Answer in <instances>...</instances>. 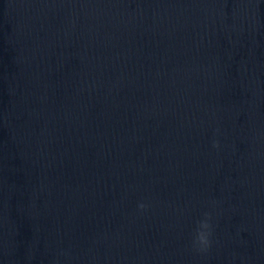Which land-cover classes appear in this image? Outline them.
I'll return each instance as SVG.
<instances>
[{"label": "water", "instance_id": "water-1", "mask_svg": "<svg viewBox=\"0 0 264 264\" xmlns=\"http://www.w3.org/2000/svg\"><path fill=\"white\" fill-rule=\"evenodd\" d=\"M8 102L4 39L0 11V264L5 261L8 212Z\"/></svg>", "mask_w": 264, "mask_h": 264}, {"label": "clouds", "instance_id": "clouds-1", "mask_svg": "<svg viewBox=\"0 0 264 264\" xmlns=\"http://www.w3.org/2000/svg\"><path fill=\"white\" fill-rule=\"evenodd\" d=\"M213 147H219L218 143L214 142ZM138 207L143 210L146 206L141 203ZM211 225L209 223V214L205 213V219L199 222V228L196 233V237L193 241V247L197 251H207L211 245L210 235H211Z\"/></svg>", "mask_w": 264, "mask_h": 264}]
</instances>
